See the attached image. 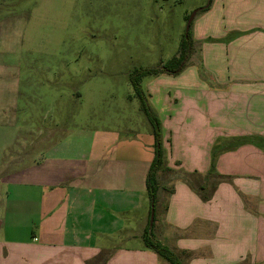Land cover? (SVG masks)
Here are the masks:
<instances>
[{"label":"crops","instance_id":"1","mask_svg":"<svg viewBox=\"0 0 264 264\" xmlns=\"http://www.w3.org/2000/svg\"><path fill=\"white\" fill-rule=\"evenodd\" d=\"M192 26L208 78L147 83L164 154L153 233L183 264H264V0H210ZM3 96L0 119L16 108ZM45 140L25 146L41 156H0V264H169L143 241L153 132L130 147L132 184L128 156L106 160L103 181L97 156L66 159Z\"/></svg>","mask_w":264,"mask_h":264},{"label":"rangeland","instance_id":"2","mask_svg":"<svg viewBox=\"0 0 264 264\" xmlns=\"http://www.w3.org/2000/svg\"><path fill=\"white\" fill-rule=\"evenodd\" d=\"M207 4L208 0H0V93L3 106L16 103L0 119L2 159L7 155V162L16 163L28 159L27 151L41 156L39 146H25L43 134L48 140L45 149L62 143L58 153L63 158L97 156L95 169L103 181L106 160L128 156L132 184L138 176L131 148L146 145L153 128L134 95L131 78L175 57L187 17ZM192 57L195 60L178 74L144 76L145 94L149 80L161 79L159 84L170 87L183 81L196 85L197 77L207 79L205 67L196 63L198 53ZM149 148L155 153V139Z\"/></svg>","mask_w":264,"mask_h":264},{"label":"trees","instance_id":"3","mask_svg":"<svg viewBox=\"0 0 264 264\" xmlns=\"http://www.w3.org/2000/svg\"><path fill=\"white\" fill-rule=\"evenodd\" d=\"M209 8H210V0H209V4L206 7L198 9L197 14L203 11H207ZM188 19L189 17H187V21ZM192 24L188 34L186 33L184 34L178 53L175 57H173L163 66L142 69L131 78V85L133 87L134 95L139 100L141 109L144 111L149 123L153 128V135L155 139V157L149 168L146 178V192L150 202L149 221L151 218L152 206L156 207V203H157V191L159 188L157 183V173L164 164V154L162 149L161 121L157 113L151 107L148 98L143 90L142 78L144 76H152V75H160V74H178L186 68L189 59L191 58L195 50L194 40L191 34ZM214 159L215 158L213 156L212 165H214ZM153 227L154 224L152 226L148 225L143 235V241L146 248L153 250L169 264H183L180 257L173 250H171L167 245L163 244L162 242L158 241L155 238L153 233ZM101 260L103 262L104 259Z\"/></svg>","mask_w":264,"mask_h":264},{"label":"water","instance_id":"4","mask_svg":"<svg viewBox=\"0 0 264 264\" xmlns=\"http://www.w3.org/2000/svg\"><path fill=\"white\" fill-rule=\"evenodd\" d=\"M198 13V9L196 11H194L192 13V15H190L188 21H187V26H186V31L185 33L188 34V32L190 31V27H191V24L193 23L194 21V18L196 17ZM154 206H152V210H151V218H150V225L152 226L153 225V221H154Z\"/></svg>","mask_w":264,"mask_h":264}]
</instances>
